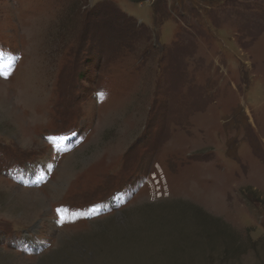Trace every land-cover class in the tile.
Segmentation results:
<instances>
[{"label": "rangeland", "instance_id": "374dc122", "mask_svg": "<svg viewBox=\"0 0 264 264\" xmlns=\"http://www.w3.org/2000/svg\"><path fill=\"white\" fill-rule=\"evenodd\" d=\"M5 72L0 264H264V0H0Z\"/></svg>", "mask_w": 264, "mask_h": 264}, {"label": "snow or ice", "instance_id": "6c2138e0", "mask_svg": "<svg viewBox=\"0 0 264 264\" xmlns=\"http://www.w3.org/2000/svg\"><path fill=\"white\" fill-rule=\"evenodd\" d=\"M0 75H3L5 78H7V76L9 75V73H0ZM57 211H60L59 209Z\"/></svg>", "mask_w": 264, "mask_h": 264}, {"label": "crops", "instance_id": "0c3cea01", "mask_svg": "<svg viewBox=\"0 0 264 264\" xmlns=\"http://www.w3.org/2000/svg\"><path fill=\"white\" fill-rule=\"evenodd\" d=\"M251 237L253 238V237H255L254 235H251Z\"/></svg>", "mask_w": 264, "mask_h": 264}]
</instances>
